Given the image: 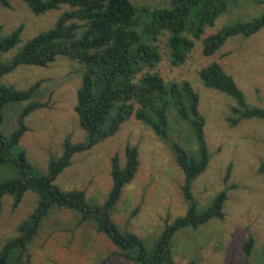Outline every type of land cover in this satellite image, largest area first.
<instances>
[{
	"label": "trees",
	"instance_id": "trees-1",
	"mask_svg": "<svg viewBox=\"0 0 264 264\" xmlns=\"http://www.w3.org/2000/svg\"><path fill=\"white\" fill-rule=\"evenodd\" d=\"M12 0H0V7L10 8ZM37 16L66 9L54 25L28 40L8 61L0 58V171L12 176L0 182V219L3 199L13 198L16 209L28 192L34 193L37 205L18 226V234L0 249V264H30L29 246L53 207L65 208L81 215L79 224L93 222L96 231L106 236L117 250L97 264H109L114 257L136 264H176L173 256L175 236L184 230L198 231L213 220L225 219V204L230 187L219 191L204 206L193 193L195 182L211 161L205 136V117L200 111L201 95L189 81H166L156 71L162 61V39L166 40L172 66L183 65L196 42L202 39L205 57L216 55L229 40L249 39L264 29V13L258 17L234 11L247 0H169L162 7H151L135 0H18ZM242 1V2H241ZM230 12L238 16L206 35ZM24 26L8 35L0 26V56L21 41ZM67 58L81 69V86L77 92L75 113L85 133L83 141L67 140L60 157L51 159L46 174H39L18 147L30 128L27 119L48 108V102L36 99L42 84L38 81L26 89L3 83L5 77L20 67L46 68L58 58ZM200 84L235 101L228 121L238 126L245 120H264V108L252 106L246 95L218 61L198 72ZM21 106L15 126L5 130L6 109ZM171 110L193 131L196 148L183 147L171 138ZM130 119L142 123L171 149L184 176L181 186L187 205L184 215L167 223L159 238L149 248L135 233L122 230L112 218L125 188L136 178L140 168L137 146L125 148V162L118 154L111 158L112 187L106 201L92 205L83 190H64L58 178L72 165L76 154L87 152L114 137ZM230 167L225 180L230 176ZM249 235L243 243L244 264L255 248ZM264 264V247L262 249Z\"/></svg>",
	"mask_w": 264,
	"mask_h": 264
},
{
	"label": "rangeland",
	"instance_id": "rangeland-1",
	"mask_svg": "<svg viewBox=\"0 0 264 264\" xmlns=\"http://www.w3.org/2000/svg\"><path fill=\"white\" fill-rule=\"evenodd\" d=\"M151 7H162L169 0H135ZM242 2V1H241ZM66 9L37 16L18 0L10 8L0 7L2 34L8 35L24 26L20 43L0 56L11 60L30 39L50 29ZM235 12L247 19L264 13V0H247ZM238 15L230 12L221 18L214 29ZM162 61L157 65L166 81H189L201 95L200 111L205 117V136L211 161L206 172L195 182L193 193L201 206L226 186L230 187L225 204V219L213 220L198 231L184 230L174 238L173 256L176 264H244L243 243L249 235L256 241L249 264H263L264 247V120H245L233 126L228 118L236 103L229 97L204 88L198 72L212 61L220 62L235 78L239 88L252 106L264 108V29L249 39L233 38L214 56L202 53V39L196 42L187 61L175 67L170 64L166 40L162 43ZM41 81L36 99L48 102L49 107L33 113L27 119L30 128L18 150L27 154L39 174H46L51 159L60 157L64 143L84 140L75 113L77 92L81 86V69L67 58H58L46 68L20 67L5 77L4 84L26 89ZM21 106L6 109L5 130L11 131ZM171 138L183 147L194 150L195 137L191 128L180 121L171 110ZM137 146L140 168L136 178L125 188L112 218L122 230L140 237L151 248L167 223L184 215L187 205L181 186L184 176L167 144L135 119L126 122L112 138L90 151L76 154L72 165L57 180L64 190H83L92 205L103 204L112 187L111 158L118 154L125 162V148ZM230 176L226 181L228 169ZM12 176L0 171V182ZM38 198L28 192L21 204L13 209V198L3 199L0 219V249L18 234V226L34 211ZM81 215L73 210L53 207L43 221L37 236L29 246L30 264H97L117 250L93 222L80 225ZM109 264H136L119 257Z\"/></svg>",
	"mask_w": 264,
	"mask_h": 264
}]
</instances>
